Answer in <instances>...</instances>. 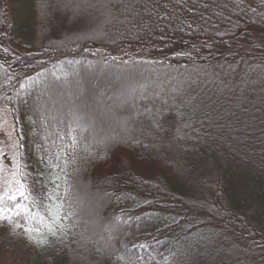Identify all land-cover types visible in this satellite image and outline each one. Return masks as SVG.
Segmentation results:
<instances>
[{"label": "trees", "instance_id": "obj_1", "mask_svg": "<svg viewBox=\"0 0 264 264\" xmlns=\"http://www.w3.org/2000/svg\"><path fill=\"white\" fill-rule=\"evenodd\" d=\"M109 5L70 39L66 6L0 0L24 184L0 198V264H264V0ZM114 71L146 75L121 86L122 116ZM94 102L127 134L91 141L76 107Z\"/></svg>", "mask_w": 264, "mask_h": 264}, {"label": "rangeland", "instance_id": "obj_2", "mask_svg": "<svg viewBox=\"0 0 264 264\" xmlns=\"http://www.w3.org/2000/svg\"><path fill=\"white\" fill-rule=\"evenodd\" d=\"M57 6H66L64 9V16L69 19L68 26L62 30L63 34L67 38L77 37L79 32H85V34H90L89 36H94L98 31H101V23L104 22V18L110 13L109 0H55ZM99 1V2H98ZM59 3V4H58ZM66 10V12H65ZM71 11V13H70ZM47 14H43V19H47ZM58 29L61 30V27ZM49 33V32H48ZM88 36V35H87ZM51 34H46L44 36L43 42L50 39ZM84 37V36H83ZM103 76L104 83L106 86L112 84L114 86L113 95L116 99L115 108L120 107L121 116L127 113L124 108L127 104L122 101L121 91L123 83L139 81L146 77L141 71H114L110 74ZM101 76V74H99ZM59 90H51V93H55ZM85 92V90H84ZM82 90V85H74L73 93L74 95L84 93ZM86 96L92 101H98L97 94L86 89ZM56 95V94H55ZM89 107L77 104V109L85 117L83 125L90 131L92 137L90 140L93 142H98V140L103 143H113L118 136H123L124 133L127 134L128 130H125L124 119L104 120L101 117L97 102L93 105L88 103ZM63 104L61 103L60 106ZM67 107H71V104H67ZM129 107V106H127ZM100 109V107H99ZM102 110V107H101ZM100 110V112H101ZM115 110V109H114ZM116 111V110H115ZM101 137V139H100ZM5 158L9 159V162H5ZM19 168V139L15 132L14 123L9 115L7 109H2L0 112V198H9L19 195L24 190V184L18 177ZM88 194V193H87ZM88 197V195H87ZM90 206L92 207V216H100L104 211L101 209V204L103 201L97 199L90 200Z\"/></svg>", "mask_w": 264, "mask_h": 264}, {"label": "snow or ice", "instance_id": "obj_3", "mask_svg": "<svg viewBox=\"0 0 264 264\" xmlns=\"http://www.w3.org/2000/svg\"><path fill=\"white\" fill-rule=\"evenodd\" d=\"M23 194V193H22ZM10 199H12L13 197H9Z\"/></svg>", "mask_w": 264, "mask_h": 264}]
</instances>
